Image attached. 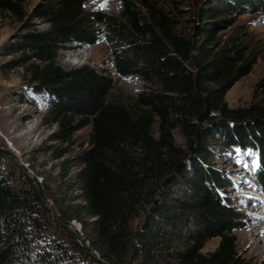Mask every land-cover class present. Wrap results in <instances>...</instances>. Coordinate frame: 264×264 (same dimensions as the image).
<instances>
[{
    "label": "trees",
    "instance_id": "16d2710c",
    "mask_svg": "<svg viewBox=\"0 0 264 264\" xmlns=\"http://www.w3.org/2000/svg\"><path fill=\"white\" fill-rule=\"evenodd\" d=\"M235 3L264 21L263 0H210L182 22L176 7L152 0H120L118 15L87 0H45L30 12L25 0H0V21L19 25L1 50L15 59L0 72L23 69L32 95L48 98L45 122L62 141L91 127L74 157L81 204L73 219L88 226L85 241L104 264H246L234 237L241 223L220 202L222 179L204 166L216 137L252 146L264 195V105L230 108L225 101L258 59L245 38L218 37L233 26ZM100 39L120 78L146 84L129 102L109 98L113 80L105 70L59 62L60 52ZM32 195L22 196L0 165V264H102L66 229L77 252L36 243ZM212 239L216 248L202 253Z\"/></svg>",
    "mask_w": 264,
    "mask_h": 264
},
{
    "label": "rangeland",
    "instance_id": "374dc122",
    "mask_svg": "<svg viewBox=\"0 0 264 264\" xmlns=\"http://www.w3.org/2000/svg\"><path fill=\"white\" fill-rule=\"evenodd\" d=\"M44 1L25 0L26 11L30 12L36 4ZM152 1L165 5L167 9L176 7L182 15L180 19L182 22L189 14L192 15L206 6V2L210 0ZM87 2L90 7L107 14L120 13V0ZM234 7L233 26L218 33V37L224 39L236 34L245 38L256 50L258 59L251 72L227 92L225 101L230 108L247 107L253 103L264 105V21L261 20L263 15L240 9L243 6L236 3ZM18 26L8 18L0 21V66L15 59V56H2L1 50L10 41ZM59 62L68 68L88 64L105 70L113 80L110 99L117 98L129 102L146 85L138 76L125 79L118 76L113 67L111 50L103 39L91 47L60 52ZM47 103L48 98L32 95L22 68L0 72V165L4 175L9 177L11 185L22 196L30 199L33 191L38 196V201H34L36 210L32 212L37 221L33 225L34 241L43 247L45 245L56 249L64 245L67 249L77 252L68 236L64 235V231L68 230L74 239L83 245L82 247L89 248L88 242L85 241L89 236L88 226L85 229L81 223L73 219L76 217V206L81 204L73 176L79 168L74 162V157L87 145L91 127L86 126L75 132L68 142L62 141L57 136L56 126L45 122ZM175 139L180 146H184V140L179 134L176 133ZM210 144L211 160L204 166H209L222 179V187L217 191L220 202L233 210L238 216V222L241 223V230L234 232L238 254L246 264H264V258L259 260L250 247L247 231L249 225L253 229L259 223L252 219L254 214L251 212L252 204L248 203L249 200L258 203L264 211V195L256 176L260 172L258 169L260 160L249 150L254 148L252 146L227 144L217 137ZM185 163L188 174L192 175L194 166L191 158L187 157ZM63 217L69 220L68 224L64 223ZM132 225L136 227L137 222L134 221ZM218 242L219 239L208 241L202 253L212 252Z\"/></svg>",
    "mask_w": 264,
    "mask_h": 264
},
{
    "label": "bare ground",
    "instance_id": "6f19581e",
    "mask_svg": "<svg viewBox=\"0 0 264 264\" xmlns=\"http://www.w3.org/2000/svg\"><path fill=\"white\" fill-rule=\"evenodd\" d=\"M248 203L252 204L251 212L254 214L252 219L259 222L253 229L250 225L247 227L248 240L251 244L250 247L256 254V257L261 260L264 258V221H261L264 219V211L263 209L261 210L258 203L250 200ZM260 236H262V238H260Z\"/></svg>",
    "mask_w": 264,
    "mask_h": 264
},
{
    "label": "water",
    "instance_id": "95a60500",
    "mask_svg": "<svg viewBox=\"0 0 264 264\" xmlns=\"http://www.w3.org/2000/svg\"><path fill=\"white\" fill-rule=\"evenodd\" d=\"M83 246V245H82ZM90 252H91V254L97 259V260H99L102 264H104V262H102L100 259H98V257H97V255L90 249V248H87Z\"/></svg>",
    "mask_w": 264,
    "mask_h": 264
},
{
    "label": "built area",
    "instance_id": "2783aa9c",
    "mask_svg": "<svg viewBox=\"0 0 264 264\" xmlns=\"http://www.w3.org/2000/svg\"><path fill=\"white\" fill-rule=\"evenodd\" d=\"M0 111H1V105H0Z\"/></svg>",
    "mask_w": 264,
    "mask_h": 264
}]
</instances>
